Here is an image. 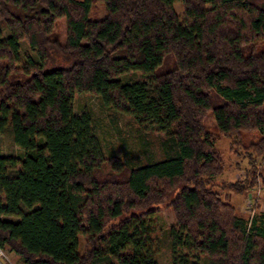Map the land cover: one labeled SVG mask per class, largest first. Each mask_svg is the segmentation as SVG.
Returning <instances> with one entry per match:
<instances>
[{"label":"trees","instance_id":"1","mask_svg":"<svg viewBox=\"0 0 264 264\" xmlns=\"http://www.w3.org/2000/svg\"><path fill=\"white\" fill-rule=\"evenodd\" d=\"M78 93L133 119L144 163L104 153ZM208 114L259 133L264 163V0H0V245L23 264H159L151 222L171 208V264H264V212L216 191L260 179L262 207L264 168L218 183Z\"/></svg>","mask_w":264,"mask_h":264},{"label":"rangeland","instance_id":"2","mask_svg":"<svg viewBox=\"0 0 264 264\" xmlns=\"http://www.w3.org/2000/svg\"><path fill=\"white\" fill-rule=\"evenodd\" d=\"M176 8L181 15V5L177 4ZM93 15L102 17L104 15L103 5L98 4L97 13L93 12ZM57 30L63 41L65 20L62 19L58 22ZM19 54L21 65L29 57L37 59V54L25 41L20 42ZM140 78L141 76L136 73L125 76L124 80ZM74 109L76 114H81L83 111L87 110L92 113L94 129L101 140L102 148L106 155L113 153L134 164L144 163L146 161V153L142 144L141 135L138 131L137 124L132 118L105 106L92 94H76ZM205 124L208 130L218 138L216 145L223 160V171L215 178L218 183L239 182L245 178L251 168H264V163L258 161V156L254 150L246 146L253 140H258L259 133L255 131H243L241 133V138H238L236 141L234 137L224 135L218 131L215 120L211 114L206 116ZM10 147L11 142L9 138L5 135H0V153L5 154ZM257 182V186L252 187L249 193L236 192L231 189L222 188H216V191L221 193L225 201L234 205L240 216L251 220L257 212H264V206H259L260 202L258 201L261 199L259 196L262 194L260 191L261 180L258 179ZM175 223V215L171 208H165L161 214L156 215L152 219L151 227L155 238L154 249L157 252L159 264H171L167 229L174 226ZM84 247L85 237L81 236V251L84 250ZM7 251L14 264H23L20 259L21 257H18L17 254L12 252L9 248H7Z\"/></svg>","mask_w":264,"mask_h":264},{"label":"built area","instance_id":"3","mask_svg":"<svg viewBox=\"0 0 264 264\" xmlns=\"http://www.w3.org/2000/svg\"><path fill=\"white\" fill-rule=\"evenodd\" d=\"M0 264H14L10 259L7 248L0 245Z\"/></svg>","mask_w":264,"mask_h":264},{"label":"crops","instance_id":"4","mask_svg":"<svg viewBox=\"0 0 264 264\" xmlns=\"http://www.w3.org/2000/svg\"><path fill=\"white\" fill-rule=\"evenodd\" d=\"M18 257H20L19 255H17ZM21 259V258H20Z\"/></svg>","mask_w":264,"mask_h":264}]
</instances>
